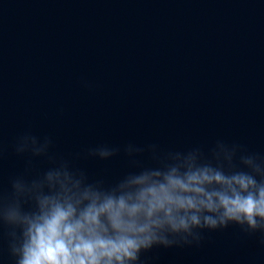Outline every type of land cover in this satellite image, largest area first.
Wrapping results in <instances>:
<instances>
[{
	"label": "water",
	"instance_id": "obj_1",
	"mask_svg": "<svg viewBox=\"0 0 264 264\" xmlns=\"http://www.w3.org/2000/svg\"><path fill=\"white\" fill-rule=\"evenodd\" d=\"M25 134L51 139L48 156L18 154ZM217 141L264 156V0H0V192L49 156L107 187L158 166L152 145ZM102 145L120 151L87 155ZM7 231L0 264H15ZM262 240L233 224L138 264H264Z\"/></svg>",
	"mask_w": 264,
	"mask_h": 264
},
{
	"label": "clouds",
	"instance_id": "obj_2",
	"mask_svg": "<svg viewBox=\"0 0 264 264\" xmlns=\"http://www.w3.org/2000/svg\"><path fill=\"white\" fill-rule=\"evenodd\" d=\"M51 143L25 134L16 152L48 156ZM149 150L158 166L112 186L51 156L54 166L37 178H14L11 192H0V227L15 264H138L153 247L198 244L205 230L233 224L264 237V156L223 141L207 153ZM119 151L102 145L87 155L107 160ZM143 151L125 148L129 157Z\"/></svg>",
	"mask_w": 264,
	"mask_h": 264
}]
</instances>
